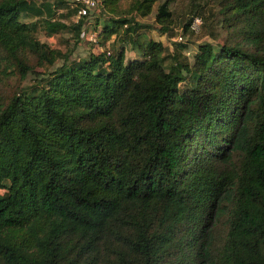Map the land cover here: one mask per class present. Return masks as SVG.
<instances>
[{"label":"trees","instance_id":"trees-1","mask_svg":"<svg viewBox=\"0 0 264 264\" xmlns=\"http://www.w3.org/2000/svg\"><path fill=\"white\" fill-rule=\"evenodd\" d=\"M122 1L102 0L98 13L73 24L76 9L66 0L45 10L48 35L70 29L79 39L93 29L92 51L69 60L35 41L37 24L23 20L43 11L0 0V49L21 77H39L0 108V261L160 264L192 256V264H264V0L226 3L255 51L204 42L193 64L183 42L169 49L139 31L136 17L158 0L126 8ZM173 1L157 7L162 34ZM59 7L71 10L68 20L55 18ZM127 46L140 56L126 60ZM26 48L49 65L63 62L35 72L20 57ZM218 132L229 146L222 166L192 165L201 141L220 149ZM226 209L214 254L200 239L210 213ZM109 238L116 246L103 255Z\"/></svg>","mask_w":264,"mask_h":264},{"label":"rangeland","instance_id":"rangeland-1","mask_svg":"<svg viewBox=\"0 0 264 264\" xmlns=\"http://www.w3.org/2000/svg\"><path fill=\"white\" fill-rule=\"evenodd\" d=\"M133 0H123L121 3L122 8H126ZM161 0H158L152 5L151 13L144 17H136V22L140 26V32L155 40H159L163 45L169 49L175 47V42H183L186 46L181 50V53L186 58L188 63L193 64L194 55L198 52V46L204 42L211 43L215 48L222 44H236L239 43L244 49L255 51L253 45L247 44L244 41L242 28L244 22H241V16L237 15L230 6L226 5L227 0H174L169 5L171 17L167 23V30L164 34L159 32L160 25L155 20L157 7ZM61 15V14H60ZM58 16L61 19V16ZM69 15V14H68ZM64 19L65 13H63ZM44 17H37L31 21V18H24L25 22H33L37 24V28L32 33V37L40 44H45L50 49H56L60 53H68V59L86 57L91 52V45L89 40L93 42L91 36L94 34L91 27L88 28L87 35L81 36L76 39L74 33L67 29L60 31L57 34L48 35L45 32L43 19ZM69 18V17H68ZM65 18L64 20H68ZM101 18V17H100ZM239 18V19H238ZM74 16L73 21L68 20L69 24L76 23L77 20ZM200 21V24L194 23V20ZM94 18H91V21ZM190 21L188 29L184 25ZM99 29V28H98ZM113 38V37H112ZM111 38V39H112ZM114 40V39H112ZM108 42L110 47H115L122 42L116 39V45ZM107 44V43H106ZM140 54L133 49V47H126L125 59L130 60L139 57ZM20 57L24 60L25 64L30 66L35 72H51L58 65L63 62V57L59 56L53 65H49L41 59L40 53L36 50L26 48L22 51ZM39 78L33 72H28L25 77H21L19 67L7 57L5 52L0 49V108L4 107L13 95L20 92H28L34 86L36 79ZM184 83L181 84V87ZM219 133V132H218ZM226 138V133H219L216 141L218 142L219 150H214L212 146L201 141L197 149H191L189 157L193 158V163H197L200 168L207 166L221 167V155L228 153V143L220 138ZM215 155H219L218 158ZM231 162L239 164L241 155L235 152H230ZM3 194V189H0ZM212 220L211 226L208 231L203 235L200 241L209 242V249L211 253L218 251L223 241L224 233L226 232L225 223L228 218V211H221L219 215L217 211L210 213ZM110 243L105 242L102 245V253L110 254L116 246L113 238H109ZM194 257V256H193ZM192 256H181L177 258L163 259L160 264H192ZM0 264L2 262L0 261ZM62 264H65L62 262ZM103 264V262L101 263Z\"/></svg>","mask_w":264,"mask_h":264},{"label":"built area","instance_id":"built-area-1","mask_svg":"<svg viewBox=\"0 0 264 264\" xmlns=\"http://www.w3.org/2000/svg\"><path fill=\"white\" fill-rule=\"evenodd\" d=\"M102 0H68L70 6L76 9V17H87L93 13H98L101 6ZM194 23L200 24V21L197 19L194 20ZM93 41H96V36L93 34L91 36Z\"/></svg>","mask_w":264,"mask_h":264},{"label":"crops","instance_id":"crops-1","mask_svg":"<svg viewBox=\"0 0 264 264\" xmlns=\"http://www.w3.org/2000/svg\"><path fill=\"white\" fill-rule=\"evenodd\" d=\"M59 1H57V0H28L29 4L34 8L33 9L34 12L37 9L38 11H43V13L41 15H37L36 13H33V14L27 13L28 14L27 16H26V14L22 15L23 19L24 18H28V19L31 18V21H32V20H35V18H37L38 16L45 18V17H47L45 15V10H48L49 7H53L54 5L57 6L59 4ZM66 1L68 2V0H66ZM67 6H68V4H67ZM56 9H57L56 12H55V18L56 19H59L58 16L60 14H61L60 16L62 17L63 13L68 14L69 11H71V10H66V12H65V9H68V7H59V8H56ZM46 12H49V10L46 11ZM72 16H71V18H74V16H75L74 13L72 14Z\"/></svg>","mask_w":264,"mask_h":264}]
</instances>
